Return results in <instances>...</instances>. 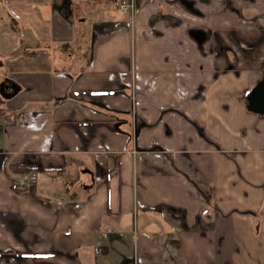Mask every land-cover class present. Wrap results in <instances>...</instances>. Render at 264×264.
Here are the masks:
<instances>
[{
  "label": "crops",
  "instance_id": "crops-1",
  "mask_svg": "<svg viewBox=\"0 0 264 264\" xmlns=\"http://www.w3.org/2000/svg\"><path fill=\"white\" fill-rule=\"evenodd\" d=\"M118 1L0 0V264H264V0Z\"/></svg>",
  "mask_w": 264,
  "mask_h": 264
},
{
  "label": "rangeland",
  "instance_id": "rangeland-1",
  "mask_svg": "<svg viewBox=\"0 0 264 264\" xmlns=\"http://www.w3.org/2000/svg\"><path fill=\"white\" fill-rule=\"evenodd\" d=\"M172 1V0H171ZM180 3H182L181 1H191V0H178ZM139 4H142V0H138ZM192 2V1H191ZM121 3H124V4H129L131 5V9H133L132 13L128 12V13H124V15L127 17V21L129 22L130 26L133 27L132 29V37H131V42H134V17L136 16V8H137V0H124V1H118L117 2V5H115V9L117 11H120L119 10V6ZM183 4V3H182ZM169 5V4H168ZM184 5V4H183ZM192 5L194 6V2H192ZM162 6V5H161ZM185 6V5H184ZM192 7V6H191ZM130 8V7H129ZM6 9V8H5ZM194 8L192 7L191 10H193ZM194 11H196L194 9ZM0 12H2V10H0ZM6 12L8 15L12 14L11 11H9L8 9H6ZM89 13L90 15H94V16H98L99 14H101L99 12V10L95 11L93 10L92 12H87ZM91 17V16H90ZM99 17V16H98ZM1 19V17H0ZM90 20H88L89 22ZM9 23L11 24V27H10V30L12 28V31H17V26L16 24L13 25V23L11 22V20L9 21ZM15 23V22H14ZM1 24V23H0ZM2 25V24H1ZM7 26V25H6ZM2 27V26H1ZM0 27V30H2ZM4 28V27H3ZM10 33V31H9ZM28 32H23V33H19L18 36L17 34H12L10 36H8L7 40H8V43H12V42H18L19 43V46H26V41L25 39H28L31 37L32 41H33V38L34 37L33 35H27ZM17 49V48H16ZM18 51H21V50H18ZM15 50H10L8 49L7 51L3 52V54L0 52V81L3 80L5 78V75H9L10 71L12 70V66L9 64V60L11 58H13V56H15L16 54H18ZM27 50L24 49L22 50L20 53L23 54V52H26ZM14 52H15V55H14ZM29 53H32V51H29ZM20 63V62H19ZM4 72V74H3ZM7 78V77H6ZM2 101L1 97H0V102ZM246 149H248L247 147H245Z\"/></svg>",
  "mask_w": 264,
  "mask_h": 264
},
{
  "label": "water",
  "instance_id": "water-1",
  "mask_svg": "<svg viewBox=\"0 0 264 264\" xmlns=\"http://www.w3.org/2000/svg\"><path fill=\"white\" fill-rule=\"evenodd\" d=\"M9 80V79H8ZM10 89L13 91L3 93L4 88L0 85V95L4 98L12 97L19 89V86L11 81ZM246 107L248 110L264 115V77H262L246 94Z\"/></svg>",
  "mask_w": 264,
  "mask_h": 264
},
{
  "label": "built area",
  "instance_id": "built-area-1",
  "mask_svg": "<svg viewBox=\"0 0 264 264\" xmlns=\"http://www.w3.org/2000/svg\"><path fill=\"white\" fill-rule=\"evenodd\" d=\"M131 7L132 6L129 4L121 3L119 6V10L122 13H128V12L132 13L133 9H131ZM13 180L16 188L22 189L24 187L30 186L31 184L35 183L37 180V174L36 172L16 174Z\"/></svg>",
  "mask_w": 264,
  "mask_h": 264
},
{
  "label": "trees",
  "instance_id": "trees-1",
  "mask_svg": "<svg viewBox=\"0 0 264 264\" xmlns=\"http://www.w3.org/2000/svg\"><path fill=\"white\" fill-rule=\"evenodd\" d=\"M4 113H5L4 109L0 108V115ZM11 169L16 174H22V173H27V172H38V171L44 170L43 167L36 165L34 163L13 164L11 165Z\"/></svg>",
  "mask_w": 264,
  "mask_h": 264
},
{
  "label": "flooded vegetation",
  "instance_id": "flooded-vegetation-1",
  "mask_svg": "<svg viewBox=\"0 0 264 264\" xmlns=\"http://www.w3.org/2000/svg\"><path fill=\"white\" fill-rule=\"evenodd\" d=\"M11 84H12L11 80H8V79H3L0 81V85H2V87L4 88L3 93L13 91L12 89H10ZM0 97H1V95H0Z\"/></svg>",
  "mask_w": 264,
  "mask_h": 264
}]
</instances>
